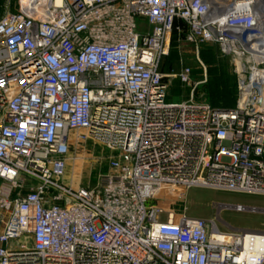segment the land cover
I'll return each mask as SVG.
<instances>
[{
    "label": "built area",
    "instance_id": "obj_1",
    "mask_svg": "<svg viewBox=\"0 0 264 264\" xmlns=\"http://www.w3.org/2000/svg\"><path fill=\"white\" fill-rule=\"evenodd\" d=\"M252 0H20L0 18V264H264L258 231L166 209L191 187L264 196V19ZM181 22L185 25V30ZM174 31L231 54L233 107L168 101ZM115 154L64 182L71 133ZM79 140V136L78 139Z\"/></svg>",
    "mask_w": 264,
    "mask_h": 264
},
{
    "label": "rangeland",
    "instance_id": "obj_2",
    "mask_svg": "<svg viewBox=\"0 0 264 264\" xmlns=\"http://www.w3.org/2000/svg\"><path fill=\"white\" fill-rule=\"evenodd\" d=\"M19 4L20 0H0V18L6 12H17ZM184 68L190 70V84L178 79L167 81L168 101L180 102L188 99L191 86L195 84L194 100L211 104L207 87L217 81L218 91L224 92L225 95L223 102L233 100L235 103L237 79L233 57L231 54L223 53L217 44L204 43L196 48L185 41L183 36L175 34L168 54L162 58L160 70L177 73ZM78 136L79 140H76ZM69 142L68 152L64 156L66 161L64 182L74 188H94L100 177L108 171V161L115 152L92 138H84L80 133H71ZM164 206L176 213L185 210L191 217L215 219L219 228L223 230L241 227L264 231V213L229 207L264 209L263 195L191 187L185 196L165 202Z\"/></svg>",
    "mask_w": 264,
    "mask_h": 264
},
{
    "label": "trees",
    "instance_id": "obj_3",
    "mask_svg": "<svg viewBox=\"0 0 264 264\" xmlns=\"http://www.w3.org/2000/svg\"><path fill=\"white\" fill-rule=\"evenodd\" d=\"M180 25H182L184 27V30H185V25H183L181 22H179ZM177 34L176 31H174L173 33V36ZM172 36V37H173ZM179 36H182L179 35ZM171 47V46H170ZM161 65V64H160ZM160 70V68H159ZM162 73H167V71H162L160 70ZM219 78H217L218 80ZM207 91L209 92L208 96H209V99L211 100V106L213 107H220V108H230V107H233L234 106V102L233 100H228V101H224L223 102V97L225 96L224 95V92H219L218 91V84H217V81L214 82V84H212L210 87H207ZM220 93V94H219ZM231 94H233L231 92ZM232 97V95H231ZM236 97H237V82H236ZM236 101V100H235ZM209 104V103H208Z\"/></svg>",
    "mask_w": 264,
    "mask_h": 264
},
{
    "label": "bare ground",
    "instance_id": "obj_4",
    "mask_svg": "<svg viewBox=\"0 0 264 264\" xmlns=\"http://www.w3.org/2000/svg\"><path fill=\"white\" fill-rule=\"evenodd\" d=\"M228 0H224V4L225 2H227ZM57 2H59V0H57ZM253 4L256 6V8H260L259 10V17H260V24L262 23L261 21H263L264 19V0H252ZM246 229V228H244ZM251 230V229H250ZM259 235L263 236V237H257L255 239V241L252 242L251 246L253 248H255L256 250L261 251L262 253H264V231H258Z\"/></svg>",
    "mask_w": 264,
    "mask_h": 264
},
{
    "label": "water",
    "instance_id": "obj_5",
    "mask_svg": "<svg viewBox=\"0 0 264 264\" xmlns=\"http://www.w3.org/2000/svg\"><path fill=\"white\" fill-rule=\"evenodd\" d=\"M230 208H236L239 210H247V211H251V212H261L264 213V209H259V208H255V207H242V206H229Z\"/></svg>",
    "mask_w": 264,
    "mask_h": 264
}]
</instances>
